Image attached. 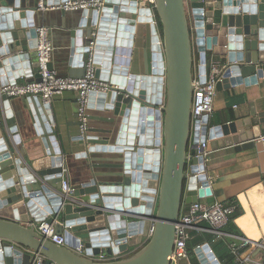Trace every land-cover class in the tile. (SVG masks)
Returning a JSON list of instances; mask_svg holds the SVG:
<instances>
[{
    "label": "water",
    "instance_id": "water-1",
    "mask_svg": "<svg viewBox=\"0 0 264 264\" xmlns=\"http://www.w3.org/2000/svg\"><path fill=\"white\" fill-rule=\"evenodd\" d=\"M104 2L100 11H83L71 44L75 59L85 65L84 57L92 54L97 76L111 84L106 92L92 93L90 107L98 98L122 118L117 145L102 148L121 154L116 164H107L120 170V178L74 186L65 201L60 194L64 145L61 151L56 142L63 139L60 126L52 129L57 123L49 118L56 112L51 102L32 95L36 118L44 123V155L26 162L0 139V264H35L37 253L44 256L43 264H172L183 206L204 197L215 202L213 184L198 189L204 174L187 176L189 156L194 167L202 161L195 156L197 142L208 138L212 147L248 149L255 145L253 125L264 124V106L248 119L216 125L207 116L192 117L196 50L201 73L207 71L210 52L227 62L218 90L238 83L264 86V0H154L153 7L140 0ZM37 10L20 0H0V75L8 81L12 71L11 83L26 74L27 66L40 79L31 52L37 45ZM146 33L150 40L138 43L140 68V58L132 60L133 46L136 36ZM9 121L16 125L15 118ZM43 220L56 221L66 246L38 232ZM202 249L210 264H220L210 243ZM123 253L129 254L111 259ZM178 264L193 263L188 256Z\"/></svg>",
    "mask_w": 264,
    "mask_h": 264
},
{
    "label": "crops",
    "instance_id": "crops-1",
    "mask_svg": "<svg viewBox=\"0 0 264 264\" xmlns=\"http://www.w3.org/2000/svg\"><path fill=\"white\" fill-rule=\"evenodd\" d=\"M20 1L23 6L37 7L40 0ZM51 1L56 2L57 0H46V2ZM140 2L145 7H151V4L146 0H140ZM81 17H83V11L81 10H37L35 14L36 25H44L50 29V37L54 45L51 67L60 75L80 77L85 73V65L81 60L75 59L77 54L73 55L74 46L71 44L73 40L71 33L78 29L77 26L80 19H82ZM189 18L191 28L194 29L192 12H189ZM156 25L160 33L158 18ZM146 32L150 35L149 26H147ZM147 33L146 37L138 36L137 38L136 36L135 38L132 54L133 63L137 58H140L139 54L141 55V48H138V43L143 41L145 43L146 39L150 40ZM77 40L81 43L80 38H77ZM31 52L37 60L36 47ZM194 58V70H197L202 64L197 50L194 52ZM212 58H218L226 62L223 57L214 56L210 52L207 64ZM84 59L87 61L88 57H84ZM141 61L142 58H140V68L142 67ZM29 67H24L26 74L19 75L17 78L18 83L35 80L34 71L33 69L30 71ZM7 78L8 81L0 75V83H3V80L13 82L12 71L11 76L7 75ZM98 100L97 98L96 102H93L92 107H89L87 112L86 140L81 139L78 101L75 92L66 91L62 95H56L50 103L56 113L49 118L52 123L58 124L51 125V128L53 127L52 129L56 131L60 126L59 131L63 141L58 138L56 142L61 151L62 143L64 145V152L61 154L64 158V167L67 169L65 179L72 186H79L94 178L106 179L109 182L118 181L120 178L118 175L120 170L116 167L107 166V164H116L121 154L115 151H106L102 148L117 145L122 118L117 116L113 109L99 104ZM32 103L28 96L11 98L6 102L5 117L0 119V139L5 140L6 144L16 151L17 156L26 162H31L44 155V146L41 139V128L44 127V123L40 122L39 124L36 115L38 114L39 117L40 115L38 112H34ZM263 106L264 86L262 84L247 86L245 83H238L230 89L222 88V90H217L215 97L214 112L211 118L212 125L236 119H248L251 111L254 109L261 111ZM9 117L15 118L16 125L10 123ZM45 124L48 125L49 121H46ZM253 126L256 128V136L253 138L255 145L248 149L240 150V147L235 144L212 147L209 143L211 160L207 163L205 171L206 175L214 180L211 191L215 197V202L237 205L236 211L238 213L230 220L233 224L231 228L234 230L230 234L244 236L254 242L264 243V140H262L264 138V124L257 125L255 123ZM250 134H253V131ZM189 165L192 167V163ZM157 202L156 198L155 204ZM228 224L224 227V230L230 228V224ZM205 226L209 228V225ZM190 234L188 242L194 245L188 251L191 262L193 264H210L202 246L208 242L214 250V244L209 240L212 235L211 232L192 230ZM208 237L209 239H206ZM200 238H205L204 243L197 245L196 242ZM233 239L229 236L219 239V242L217 241V249L215 248L214 252L220 264L235 263L234 255L229 249ZM126 254L129 253H123L121 256H126ZM244 254L251 255L256 260L264 262V250H254L250 247L244 251Z\"/></svg>",
    "mask_w": 264,
    "mask_h": 264
},
{
    "label": "built area",
    "instance_id": "built-area-1",
    "mask_svg": "<svg viewBox=\"0 0 264 264\" xmlns=\"http://www.w3.org/2000/svg\"><path fill=\"white\" fill-rule=\"evenodd\" d=\"M151 7L154 6V0H146ZM104 0H58L56 2H46L40 0L37 9L40 11L63 10V11H86L101 10L104 6ZM154 23H157V17L153 14ZM37 30V60L39 63V80L26 83H0V119L5 117L6 102L14 97H31L37 95L41 97L44 103H49L56 95H62L66 91L75 92L78 101V120L81 136H86L88 129V109L91 103L92 93L106 92L111 84L97 76L96 67L93 62L92 54L85 63V73L83 76H63L51 67L54 45L50 37V29L47 26L39 25ZM162 44V41H159ZM200 67V66H199ZM194 70V95L192 103V117L197 119L199 116L212 118L214 112V101L217 94V85L223 79V72L227 63L218 58H212L207 64L206 73H201L200 69ZM204 78V80H203ZM264 140V138H262ZM210 141L208 138L199 140L196 144V154L198 162L196 167L193 165V156H189L187 176L189 178H198L205 175V180L198 185V189H208L214 182L212 177L206 175V165L211 160ZM190 154V153H189ZM192 163V167L189 164ZM67 169L63 168L64 178L60 194L65 201L70 198V193L75 189L68 180L65 179ZM200 198L197 202L185 204L178 223L176 224V237L173 253L171 254L172 264H178L180 259L188 257V241L192 230L211 232L216 242L225 237H233L230 244V250L235 256V264H264L251 255H245L244 251L248 248L254 250H264V243L244 237L234 236L224 230V227L234 217L237 205L223 202L205 201ZM55 223H49L46 220L40 221L36 229L40 234L60 246H66V237L56 233ZM209 225L207 228L205 225ZM153 232V226L149 230V236ZM75 251L81 252V246L76 247ZM35 264H43L44 256L37 253ZM120 255H115L111 259H117ZM100 260H108V257H99Z\"/></svg>",
    "mask_w": 264,
    "mask_h": 264
},
{
    "label": "trees",
    "instance_id": "trees-1",
    "mask_svg": "<svg viewBox=\"0 0 264 264\" xmlns=\"http://www.w3.org/2000/svg\"><path fill=\"white\" fill-rule=\"evenodd\" d=\"M159 24H160V21H159ZM237 213H238V212L236 211L235 215H237ZM235 215H234V216H235ZM230 223H231V222H230ZM230 223H229V224H230ZM229 224H228V225H229ZM206 225H207V224H206ZM231 225H232V227H233V224L231 223V224L229 225L230 228L228 227V230H225V231H227V232H229V233L233 232L234 230L231 228ZM206 227H207V226H206ZM204 239H205V238H200V239L196 242V244H197V245H202V243H204V242H203ZM206 239H209V237L206 238ZM212 239H213V236L211 235V238L209 239L210 242H212ZM218 242H219V241H218ZM218 242H217V241L214 242V243L212 242V243L214 244V245L212 244L213 247H214V250H215V248L217 249L216 246H217V243H218ZM193 247H194V245H193L191 242H188V251H189L190 249H192ZM229 249H230V247H229ZM230 251H231V250H230ZM234 259H235V256H234ZM234 264H235V263H234Z\"/></svg>",
    "mask_w": 264,
    "mask_h": 264
},
{
    "label": "bare ground",
    "instance_id": "bare-ground-1",
    "mask_svg": "<svg viewBox=\"0 0 264 264\" xmlns=\"http://www.w3.org/2000/svg\"><path fill=\"white\" fill-rule=\"evenodd\" d=\"M254 252V251H253Z\"/></svg>",
    "mask_w": 264,
    "mask_h": 264
}]
</instances>
